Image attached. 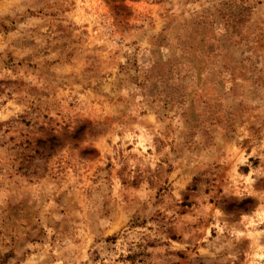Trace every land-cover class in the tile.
<instances>
[{
	"label": "rangeland",
	"instance_id": "1",
	"mask_svg": "<svg viewBox=\"0 0 264 264\" xmlns=\"http://www.w3.org/2000/svg\"><path fill=\"white\" fill-rule=\"evenodd\" d=\"M0 264H264V0H0Z\"/></svg>",
	"mask_w": 264,
	"mask_h": 264
}]
</instances>
